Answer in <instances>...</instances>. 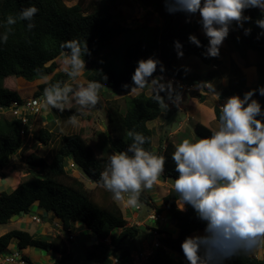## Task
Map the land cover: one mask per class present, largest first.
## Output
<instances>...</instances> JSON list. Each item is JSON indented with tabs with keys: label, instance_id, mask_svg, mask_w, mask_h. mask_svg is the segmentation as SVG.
<instances>
[{
	"label": "trees",
	"instance_id": "1",
	"mask_svg": "<svg viewBox=\"0 0 264 264\" xmlns=\"http://www.w3.org/2000/svg\"><path fill=\"white\" fill-rule=\"evenodd\" d=\"M141 1L152 3L156 7V11L164 19L162 26L149 27L145 36L125 49L120 70L109 68L114 66L96 68L88 75L87 81H97L101 87L98 104L86 112L105 109L107 117V131L98 133L97 141L90 144L79 133L65 135L50 161L36 154L25 156L27 144L22 145L21 131L27 127H23L13 117L0 115V170L10 166L13 156L17 154L21 155L27 165L34 168L32 178L22 181L11 192H0V226H5L14 217L21 216V212L27 215L33 206L60 221L64 234H68L75 224H81L96 239L95 244L84 250L85 260L96 264H114L115 260H127L131 255L128 244L138 239L142 233L140 227L128 224L129 219L125 218L124 211L113 199L112 193L98 183L110 155L125 151L132 143V137L128 133H143L149 138L144 148L152 154L166 158L161 178L175 179L178 175L171 159L176 146L171 141H165V145L156 150L153 145L154 130L147 125L158 118L166 119L172 114L173 111L166 107L168 91L163 88L147 95L146 85L138 95L125 97L123 110L115 103H110L109 98L112 94H123L135 89L132 75L137 62L150 57L159 60L161 64L157 65L156 71L148 78V85L159 74L187 81L188 73L177 64L175 41L183 46V58L195 57L205 66L216 64L221 54L220 51L218 57L206 58L203 53L208 39L195 35L197 23L186 22L187 18L183 13L168 14L164 8V0ZM124 2L125 0H78L74 5L67 6L64 0H0V36L8 35L7 42H0V106L7 107L12 101L22 102L25 99L16 91L2 88L3 81L15 77L32 83L38 78L53 74L62 60V43L70 40L87 41L90 54L85 55L84 60L89 61L106 45L125 33L127 28L112 25L113 13ZM32 5L39 9L32 30L27 29L26 21L18 18L14 25H7L8 16L18 17L23 8ZM244 15L251 17L244 24V28L252 29L251 34L245 36L243 29L233 22L224 41L230 54H236L245 66L256 68L258 83L248 88L249 91L264 85V37L257 38L261 29L254 23L261 17L260 10L249 9ZM189 35H195L200 40L201 47L190 43ZM251 56L254 60H250ZM161 66L163 71L160 70ZM64 78L65 75L56 74L26 98L43 95L46 86L63 83ZM233 95H240L239 90ZM156 96L163 102H158ZM202 97H198L200 102H203ZM253 98L264 106V97L257 93ZM213 111L217 121L220 109L214 106ZM194 131L197 138L207 137L212 133L199 123L195 125ZM33 137L40 145L50 141L52 134L40 129ZM69 162L75 165L95 189H99L100 200L94 198L93 191L88 190L80 178L70 175L66 169ZM149 199L141 191L140 203H146ZM177 199L178 194L173 189L162 199L170 218L177 222V236L167 235L160 239V246L154 250L151 259L143 264H187L181 243L185 237L203 231L205 224L196 218L190 206H185V210L181 211L177 206ZM13 241L19 250L35 248L58 255L59 259L53 264L75 263H72V255L67 250L62 234L45 240L28 231L9 230L0 235V254L6 253ZM226 264H264V258L259 259L249 252L240 253Z\"/></svg>",
	"mask_w": 264,
	"mask_h": 264
},
{
	"label": "clouds",
	"instance_id": "2",
	"mask_svg": "<svg viewBox=\"0 0 264 264\" xmlns=\"http://www.w3.org/2000/svg\"><path fill=\"white\" fill-rule=\"evenodd\" d=\"M164 8L168 14L183 13L186 22L198 16L197 22L208 39L203 53L206 58L219 56L233 22L243 29L245 36L251 34V28H244L251 20L244 15L246 10H260L261 17L254 23L261 29L257 38L264 37V0H164ZM38 12L35 5L23 8L18 17L8 16L6 23L14 25L18 18L26 21L27 29L32 30ZM7 40V34L0 36V42ZM188 40L201 47L195 35H189ZM182 47L179 41L174 42L178 58L183 57ZM61 49L62 67L68 81L46 86L43 95L39 96L41 106L47 110H63L65 105L74 102L79 106V113L95 108L101 85L94 80L79 83L85 70L84 57L90 54L87 41H66L61 44ZM65 49L67 51H63ZM158 64L161 62L151 57L139 60L132 75L134 88L142 89L148 85V78ZM160 70H164L162 66ZM69 81L78 86L73 87ZM156 83L152 81L153 85ZM207 85L211 83L202 87ZM209 91L216 100L219 99L220 93L215 87ZM257 93L264 97V85L245 92L242 97L226 98L219 107L217 129L210 136L198 137L195 142L183 139L172 153L171 159L178 173L172 181V189L178 194L177 206L181 211L190 206L196 218L205 224L203 235L194 233L181 243L187 264H226L240 253L253 251L264 241V106L253 98ZM156 98L163 102L159 96ZM34 119L29 123L30 137H33ZM67 123L78 126V114L70 116ZM128 135L132 137V143L125 151L110 155L98 183L112 193L114 200L137 207L141 190H150L157 183L166 158L144 148L149 138L143 133L129 132ZM27 142L22 141V145ZM33 216L38 217L35 212L31 218ZM62 230L65 238L67 234Z\"/></svg>",
	"mask_w": 264,
	"mask_h": 264
},
{
	"label": "rangeland",
	"instance_id": "3",
	"mask_svg": "<svg viewBox=\"0 0 264 264\" xmlns=\"http://www.w3.org/2000/svg\"><path fill=\"white\" fill-rule=\"evenodd\" d=\"M77 1L78 0H64L67 6H72ZM197 19L198 18L193 17L191 19V22L198 24ZM163 22H164L163 17L160 15L159 12L156 11V7L152 3H149V2L146 3L141 0H125L123 5H121L113 13L112 25L125 27L127 28V31L121 34L120 36H118L117 38H115L110 44L106 45L99 52L98 55H96L89 61L85 60V70L83 71L80 77L79 83L86 84L88 75L91 74L96 68H107L109 66H114V67H109V68H113L114 70H120L122 66L123 52L125 51V49L131 44L140 40L143 36H145L146 31L149 27H152V26L161 27ZM198 28L200 29V32H197L196 34L200 35V33H203V32L199 24H198ZM237 59L238 61H240L239 57H237ZM250 60H254V57L251 56ZM188 61L189 60L186 61L187 64L189 63ZM180 67L188 73L189 78L191 80V83L188 86L190 90L187 92L193 93L194 91V93H201L200 90L202 89L196 84L194 85L192 84V81L194 80V78L198 76L201 77V76L207 75L208 76L207 80L211 81L212 79L215 80L218 75L217 73H210L209 71L205 72V69H203V72H202L203 74L200 75L198 74V71L195 69V67L191 63L190 65H188V67L186 65H181ZM59 73L62 75H65L64 79L65 81H68V77L66 73L63 71L62 60L59 63L58 69H56L53 74L47 76L46 78H38L34 80V82L32 83H28L20 78L9 77L3 81L2 88L16 91L23 98L30 97L31 94L33 93V90L36 91L38 89V86L44 83H47L48 81H50V79H52V77H55V75ZM153 80L157 81L156 79H153ZM152 81H151V84H152ZM70 83H72V85H77V83H74V82H70ZM162 83L175 87L174 84L172 85L169 82H162ZM155 85L158 86V82ZM149 87H150V84L147 85L146 90H148ZM197 89H199V91H197ZM140 92L141 90H135V91H128L123 94H112L111 95L112 97L109 98V101H111L110 103L112 102L115 103L116 105H118V107L121 110H123L125 97H134L138 95ZM78 108L79 106L76 105L74 102L71 104L65 105L64 110L68 112L64 110L56 109V108L47 110L41 107L40 114L38 115V117H36L33 120L32 136H35L36 133L40 129H44L52 134V139L48 141L46 144L39 145V143L35 141L34 137H30V136H27L26 138L24 137L23 143L27 142L28 140L27 152L25 156H28L29 154H36L40 157H44L47 161H50L53 152L57 150V148L60 146V143H61L60 140L65 135L79 133L90 144H93L95 141H97V134L107 131L106 110L105 109H95L90 112L84 111L83 113H79ZM73 114H78V118L80 121L79 125L76 127L67 123L69 117L72 116ZM4 116L10 117L8 113L5 114ZM181 117H182L181 114L175 113L172 116H170L167 122L165 123L167 124V126H172V125L176 126V124L178 123V120ZM50 119L51 121L46 125L45 124L46 121H49ZM193 119L194 118H192V120ZM160 128L154 127L156 134L153 139V145L155 146V148L160 147L161 145L160 140L164 139V134L162 133L160 134V131H161ZM162 129L165 132V128H162ZM185 130L182 132L181 135H179V138L190 140L189 132ZM194 137L197 139L196 135H194ZM8 167H11L10 170L12 172H10V170L9 171L6 170L7 172L5 173H12V174L9 175L6 178V180L4 178H0V192L2 191L11 192L13 188L15 187V185H19L22 181L28 178H32L34 176L32 175V171H34L33 170L34 168L27 165L20 154L13 156L10 162V166ZM13 172L15 173L13 174ZM70 175L76 178H80V180L85 183V187L88 190L93 191V196L96 200L101 199L100 194H99V189L97 188L95 189L94 188L95 186L92 183H90L81 172H79L78 170H75V172H73ZM160 178L161 177L158 178L157 183L154 184L152 189L146 190L148 195L154 197L153 199L155 203L154 206H156L157 203L159 205L160 204L162 205V199L165 196L166 191L168 190L167 188L169 186L172 187L173 179L168 178L166 180V183H167L166 186L162 187L160 185L161 183ZM12 182H15V184H13ZM4 184H7V185H4ZM141 191H143V189ZM116 202L119 204V206L124 211L125 218L126 219L131 218L132 216L130 215V213H131L132 208L134 207L128 206L123 201H116ZM139 205L141 207V213L139 215H143L146 212V205L144 204H139ZM33 207H32L33 211L30 210V212H35L39 218V221L32 220L31 218L32 215H29V213L27 215L14 217L13 219H11V221L7 225L0 226V235H3L9 230L19 229V230L28 231L32 233L33 235H35V237L46 240L47 235H43V230L38 229L40 225L44 224V222L42 221V215L44 214V212L35 206ZM52 218H54L53 215L50 216L48 223H51ZM169 220L170 218L168 219V221ZM170 221L174 227H177V222L174 219H171ZM56 223H58V225H61L60 221L58 220ZM128 224L130 225V223ZM25 225L26 226L28 225V226L26 227ZM34 225H37L36 233H34L32 229ZM52 229L55 230V228H52ZM83 229H84L83 225L77 223L75 226H72L71 228V230L74 232L73 233L75 236L74 240L70 241L63 237L67 250L72 255V263L75 262L74 264H76L77 262L78 264L82 262H86L85 256H84V250L87 247L91 246V243L92 244L96 243V239L94 238V236L93 235L88 236L86 233H83L84 231ZM79 230H82V233H79ZM141 231L142 233L140 234V237L136 239L135 241L130 242V244H128L129 248L131 249V255L133 254L135 255L139 251H145L146 249H148V243H149V239L151 238V235L148 232H146L144 228H142ZM171 232H168V233L170 234ZM198 234L203 235V232L198 233ZM167 235L168 234H166V236ZM170 236H172V234H170ZM11 245H15V243ZM11 245L9 247H12ZM249 253L259 259H263L264 258V241H262L253 251ZM21 254L28 257L32 261L33 264H48V262L52 261L53 259L50 253H47V251L45 250L40 251L39 249H28V251L24 249V250H21ZM112 256L114 257L115 255L112 254ZM90 264L92 263L90 262Z\"/></svg>",
	"mask_w": 264,
	"mask_h": 264
},
{
	"label": "crops",
	"instance_id": "4",
	"mask_svg": "<svg viewBox=\"0 0 264 264\" xmlns=\"http://www.w3.org/2000/svg\"><path fill=\"white\" fill-rule=\"evenodd\" d=\"M196 18H198V16H196ZM197 32H200L199 28L197 29L196 33ZM196 33H195V35H198ZM198 36L206 38L203 33H200V35H198ZM220 51H221V54H220V58L218 59L217 63L216 64L213 63L209 66L203 65L195 57L177 58V64L179 67L181 65H186L188 67V65H190V63H191V64H193L195 69L198 71V74H200V75L203 74L202 73L203 69H205V72L209 71L210 73H217L218 74V75L216 74L217 77L215 80H213V79H212L213 81L211 80L212 82L207 80V78H208L207 75L201 76V77L198 76V77L194 78V80L192 81V84L193 85L196 84L204 92L202 90H200L201 93H194V91H193V93L192 92H182V91H179L178 89H176V87H174V86H169L168 84H164V83L158 81L157 78H154V79L157 80L158 86L151 84V82L149 83L150 87L148 88V90H146V94H148V93L150 94L152 92L159 91V90L165 88L168 91V93H167L168 98L166 100V107L173 111L170 116H172L175 113H179L182 116L178 120V123L176 124V126H174V125L167 126V124L165 123V122H167V120L170 116L166 119H159L158 118V119H156L152 122H149L147 124L149 128L154 130V136L156 134L154 127H159V128L161 127L160 128L161 129L160 134L161 133L164 134V139L160 140L161 145H165V143H164L165 141H171L172 144H174L176 146L177 144H179L183 140L182 138H179V135H181L185 129H186L185 131L189 132L190 140L195 141L196 138L194 137V135H195L194 127L197 123L203 125L204 127L208 128L211 131L216 130L218 127V124H217V121L215 120V115H214V111H213L214 106L220 107L223 104V102L226 100V98L233 96V94L237 90H239L240 96L242 97L243 94L245 92H247L248 88H251V87H254L257 85L258 76H257L256 68L254 66H245L241 59H240V61H238V59H237L238 56L236 54H233V53L230 54L228 52L225 41L223 42L222 46L220 47ZM187 60H189L188 64L186 63ZM184 83H187V85H189L191 83L190 78H188L187 81H184ZM205 83H211V85H207L206 88H204L202 86ZM211 87H215L216 91L220 93L218 100H216L215 96L210 93L209 89ZM192 88H194V87H192ZM135 90H142V89H136L135 88V89H131L130 91H135ZM197 91H199V89H197ZM200 95L203 96L202 97L203 102H200L198 100V97ZM168 104H170V105H168ZM192 118H194V119L192 120ZM50 121H51V119L49 121H46L45 124L47 125ZM54 121H56V120H54ZM150 125H151V127H150ZM162 128H165V132L163 131ZM161 145H160V147H161ZM154 148H155V146H154ZM158 148L159 147H156L155 149L157 150ZM10 169H11V167H6L5 169L0 170V178H4L6 180V178L9 175H11L12 173H5V172L9 171ZM10 172H12V171L10 170ZM14 173L15 172H13V174ZM1 176H4V177H1ZM160 180H161L160 185L162 187H165L167 184L166 183L167 179L164 180L163 178H160ZM12 183L15 184V182H12ZM4 185H7V184H4ZM17 186L18 185H15V187H17ZM167 189L168 190L166 191L165 195L168 194L169 190L172 189V187L169 186ZM144 194L146 196H149L150 199L151 198L154 199L153 196L148 195L146 190L144 191ZM153 194H154V192H153ZM115 201H117V200H115ZM153 203H154V200H153ZM162 205H163V203H162ZM162 205L161 204L159 205L158 203L156 206L153 205V207L155 209H157L164 217V221L159 223L158 225H160L161 230L165 234H168V235L172 234L173 237H176L178 234V229H177V227H174L171 224L170 215L167 212L164 205L163 206ZM33 208L31 209L32 211H33ZM132 210H133V208H132ZM132 210H131L130 215L133 218L140 219L142 217V215H138L136 213H133ZM31 213H34V212H31ZM30 215H32V214H30ZM50 216L51 215L44 212V214L42 215V221L44 222V224L40 225V227L38 228L40 230H43V235H47L46 240L51 239L56 234H59V232H61V229H62V225H58V223H56L57 219L55 217L51 219V223H48ZM131 218H129V219H131ZM169 218H170V220L168 221ZM51 224L53 227L51 226ZM36 227H37V225H34L32 227L34 233H36V230H37ZM52 228H55V230H53ZM83 230H84L83 233H86L88 236H91L87 232V230H85V229H83ZM168 232H171V233L169 234ZM202 232L204 233V230L199 231L198 233H202ZM79 233H82V230H79ZM14 243H15V245H11V246H16L15 241H13L11 244H14ZM91 245H92V243H91ZM28 249H35V248H27L26 250L28 251ZM40 251H44V250H40ZM47 253H50V255H52V257H53L52 261L48 262V264H53L55 261H57L59 259L58 255H55L51 252H47ZM26 258L32 263V261L28 257H26ZM91 263L96 264L93 262H91ZM76 264H78V262ZM79 264H90V262L86 261V262H82Z\"/></svg>",
	"mask_w": 264,
	"mask_h": 264
},
{
	"label": "built area",
	"instance_id": "5",
	"mask_svg": "<svg viewBox=\"0 0 264 264\" xmlns=\"http://www.w3.org/2000/svg\"><path fill=\"white\" fill-rule=\"evenodd\" d=\"M160 82H169L174 84L176 89L182 92H187L190 90L187 83H184L182 80H179L175 77L167 76L166 74H159L156 76ZM206 87V86H204ZM41 97V96H40ZM40 97L36 98H26L22 102L12 101L11 104L7 107L0 106V115L9 114L10 117H13L19 120L23 127H27L21 131V137L26 138L30 133L29 123L32 119L36 118L41 112ZM29 126V127H28ZM66 169L72 174L75 172L76 167L73 163L69 162ZM146 205V212L142 215L140 219L131 218L130 225H135L144 228L146 232L151 235L148 243V249L145 251H140L135 255H130L127 260L119 261L115 260L114 264H143L148 262L151 259V256L156 248L160 246V239L166 237V234L161 231L159 223L164 221L163 215L153 207V198L146 200V203H139ZM133 213L140 214L141 207L140 205L133 208ZM32 220L39 221L38 217L33 216ZM59 234H62L59 232ZM65 238L67 240L73 241L75 236L70 231ZM0 264H32L28 262L24 256L21 254L20 250L12 247L9 252L0 254Z\"/></svg>",
	"mask_w": 264,
	"mask_h": 264
},
{
	"label": "water",
	"instance_id": "6",
	"mask_svg": "<svg viewBox=\"0 0 264 264\" xmlns=\"http://www.w3.org/2000/svg\"><path fill=\"white\" fill-rule=\"evenodd\" d=\"M30 214H34V213H31V212H30ZM21 215H23V212H21Z\"/></svg>",
	"mask_w": 264,
	"mask_h": 264
}]
</instances>
